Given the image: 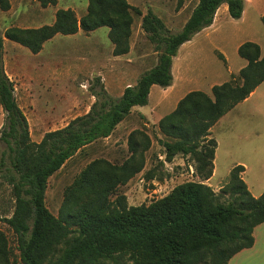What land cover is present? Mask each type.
I'll use <instances>...</instances> for the list:
<instances>
[{
	"label": "trees",
	"instance_id": "1",
	"mask_svg": "<svg viewBox=\"0 0 264 264\" xmlns=\"http://www.w3.org/2000/svg\"><path fill=\"white\" fill-rule=\"evenodd\" d=\"M246 2L199 0L176 33L152 11L143 15L129 0H89L87 13L80 19L73 10L60 9L52 25L10 27L0 33V105L6 112L1 138L11 152L7 173L15 195L12 216H0V221L16 234L22 264H228L234 255L254 245V230L264 223V193L255 197L250 192L242 177L244 167L233 168L222 188L229 194L228 202H221L203 181L214 172L217 141L210 137L211 128L264 81V54L255 42L240 45L238 53L248 64L237 76L215 85L212 96L201 90L187 93L159 121L168 139L163 142L166 159L191 155L201 181L176 185L148 205L129 206L118 190L144 169L145 152L151 146L150 138L142 146L130 139V156L123 162L97 158L81 171L66 190L59 216L46 205L50 177L86 146L111 136L134 107L147 105L153 85H172L173 61L180 46L212 25L222 4L239 20ZM0 8L9 10L10 1L0 0ZM135 15L142 17V31L154 44L156 64L142 73L137 84L126 87L118 101L102 87L88 113L47 132L40 142L32 141L14 82L5 71V39L37 54L57 34L105 26L113 54L119 56L131 50ZM16 263L9 239L0 230V264Z\"/></svg>",
	"mask_w": 264,
	"mask_h": 264
},
{
	"label": "rangeland",
	"instance_id": "2",
	"mask_svg": "<svg viewBox=\"0 0 264 264\" xmlns=\"http://www.w3.org/2000/svg\"><path fill=\"white\" fill-rule=\"evenodd\" d=\"M9 1L11 3L9 10L4 11L0 8L2 34L10 27L39 28L52 25L60 9H71L80 19L87 13L89 5V0ZM129 2L138 7L143 15L152 11L164 21L167 28L176 33L182 29L199 0H130ZM251 9L247 6L249 15L244 23L235 21L231 17L228 22L222 20L224 29L218 50L207 43L200 45V50L194 57L196 63H199L197 68L200 70L198 73L200 88L208 89L207 85L216 74H225L227 65L221 54L230 60V65L235 70L236 61L241 60L238 46L242 41L254 39L264 46V25L258 16L262 8L258 7L254 11ZM180 10L183 11L179 13ZM141 20V16L135 15L131 37L132 52L130 55L120 56L118 62L113 61V44L109 37V28L105 26L90 32L80 30L73 35L57 34L46 41L37 54L19 43L5 39L4 67L13 78L15 96L28 120L32 141L40 142L47 132L61 129L73 119L88 113L97 100L96 92L102 87L112 100L118 101L126 85L137 84L142 73L156 64L158 54L154 44L142 31ZM129 59L132 60L131 63L127 62ZM214 69L216 71L211 75ZM161 89L160 85H156L150 93L148 104L137 107L148 116L151 121L149 127L143 126L141 120H136L138 124L130 127L136 130L128 135L124 127L134 119L133 116L129 117L113 137L86 146L50 177L46 191V205L55 216L60 215L66 190L81 171L97 158H105L115 163L123 162L130 156V139L131 142L142 146L147 138H150L151 146L145 152V167L141 174L138 173L118 190L119 194L126 196L129 206L148 205L167 195L174 185L189 180L201 181L202 178L196 170L197 162L191 155H177L169 161L166 159L163 142L168 139L160 131L159 121L170 111V107L166 104L158 106ZM155 107V111L152 112ZM138 110L136 113L139 112ZM5 121L6 112L0 105V216L11 217L15 206V195L7 173L11 167V152L1 138ZM142 126L144 129L141 128ZM161 155L163 157H160ZM190 165L195 170L192 175ZM228 181L229 176L227 178L218 176L213 182L214 187L211 186L220 196L221 202L230 200L229 194L222 191ZM166 183L167 186H163ZM116 196L117 194L113 195L112 200ZM0 230L9 239L10 247L17 259L16 264H22L16 234L4 221H0ZM257 250L261 253L248 256L250 252ZM228 264H264V237L258 239L252 251H240L229 260Z\"/></svg>",
	"mask_w": 264,
	"mask_h": 264
},
{
	"label": "crops",
	"instance_id": "3",
	"mask_svg": "<svg viewBox=\"0 0 264 264\" xmlns=\"http://www.w3.org/2000/svg\"><path fill=\"white\" fill-rule=\"evenodd\" d=\"M247 6H250V8H252L251 10L253 11L254 9L256 10L258 7H261L262 10L260 11V13H258V16L262 21V16L264 15V0H247L243 16L239 20L233 19L230 16L228 5L224 3L217 10L214 21L211 26L204 28L202 31L197 33L190 41L180 46L178 54L174 58L172 66V73L174 77L173 83L169 87H162L161 91L159 92L160 99L158 106L166 104L170 107V111L168 113L173 112L177 107L178 102L187 93L194 90H201L212 96V88L215 85H220L224 82L230 81L232 79V76H237L241 69L248 64V61L241 57V60L236 61L237 67L235 70H233L232 66L230 65V60L228 58H225V56L221 54L224 57L225 63L227 65V70L225 74H216L214 76V79H212L207 85L208 89H202L199 87V84H201V81L199 79L200 76H198L200 70H198L197 68V65L199 63H196V59L194 58L195 53L200 50V45L206 43L210 44L214 49L218 50L220 36L224 29V24L222 20L224 19V21L228 22L229 17H231L235 21L244 23L249 15ZM182 11L183 10H180L179 13H181ZM245 42L257 43L260 46L262 54H264L263 44L260 41L254 39H246L242 41L239 44L238 49L240 45ZM113 50L114 45L112 53ZM131 52L132 50H130V52L127 54L130 55ZM120 56L122 55H113V61L118 62ZM131 61V59L127 60L128 63H131ZM215 71V69L211 71V75H213ZM6 73L13 81V78L8 73V71H6ZM203 73H205V71L202 72V75ZM103 79L105 80V77ZM135 84L136 83L128 84L125 86V88ZM196 85L198 87H196ZM155 86L156 85L152 86L151 91H153ZM187 87L188 89H185ZM155 109L156 107L152 109V112H154ZM137 110L138 108L134 107L131 113L117 126L113 134L105 139L113 137L114 133L118 129H120L121 125L125 124V121L132 116L135 120L133 119L124 127L128 135H130L134 130H136L130 128L133 126V124H138L135 122L136 120H141L143 126L149 127L151 121L149 120L148 116L141 110H138L139 112L136 113ZM143 126L141 127L142 129H144ZM210 137L214 138L217 141V148L214 158V172L212 177L204 181V183L214 187L213 182L218 176H222V178H227L233 168L237 166H243L245 170L242 173V177L246 182L250 192L255 197L261 196L264 193V81L250 94L249 97L237 104L232 110L223 115L213 125L210 130ZM160 157L163 156L161 155ZM190 168L192 175L195 170L191 165ZM165 180L166 182H168L167 179ZM163 186H167V183ZM175 186L176 185L172 186L171 190ZM171 190L169 192H171ZM254 237V245L251 248L244 249L242 251H252V249H254L258 243V239L264 237V223L258 225L255 228ZM255 253L260 254L261 251L257 250L256 252H250L248 256L252 257Z\"/></svg>",
	"mask_w": 264,
	"mask_h": 264
}]
</instances>
